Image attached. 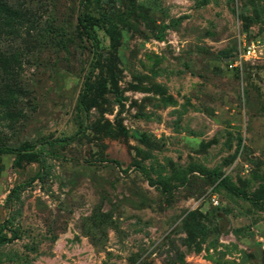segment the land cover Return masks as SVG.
I'll return each instance as SVG.
<instances>
[{
    "label": "rangeland",
    "instance_id": "1",
    "mask_svg": "<svg viewBox=\"0 0 264 264\" xmlns=\"http://www.w3.org/2000/svg\"><path fill=\"white\" fill-rule=\"evenodd\" d=\"M8 1L0 264H264V58L227 66L264 0Z\"/></svg>",
    "mask_w": 264,
    "mask_h": 264
},
{
    "label": "trees",
    "instance_id": "2",
    "mask_svg": "<svg viewBox=\"0 0 264 264\" xmlns=\"http://www.w3.org/2000/svg\"><path fill=\"white\" fill-rule=\"evenodd\" d=\"M89 1V0H84ZM31 20V12L28 9H24L23 7L19 6L16 7L13 4L11 5L8 0H0V39L9 36H15L18 35L19 32L23 30V27L30 22ZM78 27L80 30V34L83 37H86L88 41L91 42L93 50H94V59L90 65L89 69H93L96 66L97 58L99 57V39L98 36L93 28L92 22L89 19L86 14L81 11L78 15ZM245 35V34H243ZM242 36V35H241ZM251 42V41H248ZM239 45V44H238ZM238 50V46L236 50L234 51L233 55L231 57H228L227 59L232 60L235 57V54ZM18 61V58L15 56H11L8 54H5L4 60L0 61V74L2 79L1 82V90L5 95L9 96V100L17 99L20 95H23L25 92L24 87H21L17 82L12 81V76L17 75L20 77V72L15 71L13 72V62ZM20 60V59H19ZM250 63L244 64L243 71L240 72L238 69H232L237 71L238 74H243L244 69L249 65ZM21 66V64H20ZM228 66V62H227ZM83 88L80 93L79 97V104L80 106L85 108L84 99L87 94V87L89 85V76L86 75ZM73 138V137H72ZM70 138V139H72ZM69 139H63L58 140L54 142H49L48 144H54V143H60V142H67ZM21 150L18 149H12V148H2L0 147V152L4 153H20ZM221 185L226 188L229 192L238 195L239 192L235 191L232 187L228 186L225 182H221Z\"/></svg>",
    "mask_w": 264,
    "mask_h": 264
},
{
    "label": "built area",
    "instance_id": "3",
    "mask_svg": "<svg viewBox=\"0 0 264 264\" xmlns=\"http://www.w3.org/2000/svg\"><path fill=\"white\" fill-rule=\"evenodd\" d=\"M264 58V45L260 41L248 42L245 35L239 40L238 50L232 60H228L230 69L243 71L244 64L253 63Z\"/></svg>",
    "mask_w": 264,
    "mask_h": 264
}]
</instances>
